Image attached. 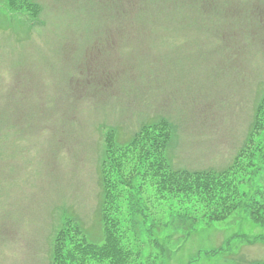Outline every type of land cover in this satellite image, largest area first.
<instances>
[{
  "label": "rangeland",
  "instance_id": "rangeland-1",
  "mask_svg": "<svg viewBox=\"0 0 264 264\" xmlns=\"http://www.w3.org/2000/svg\"><path fill=\"white\" fill-rule=\"evenodd\" d=\"M32 1L40 6L37 17L0 3V264H52L66 218L89 241L103 243L106 130L122 145L142 125L167 118L172 137L165 152L175 169H222L242 152L246 161L259 144L252 120L264 93V0H256L258 7L224 0L228 15L183 18L163 10L141 40L131 39L137 31L122 18L119 0ZM142 1L148 4H136ZM257 165L251 188L264 184L262 157ZM180 213L189 219L176 211L154 216L167 220L164 235L172 242L157 253L158 264L264 260V240H254L264 226L247 210L211 225ZM231 235L237 236L228 249L205 253Z\"/></svg>",
  "mask_w": 264,
  "mask_h": 264
},
{
  "label": "trees",
  "instance_id": "trees-1",
  "mask_svg": "<svg viewBox=\"0 0 264 264\" xmlns=\"http://www.w3.org/2000/svg\"><path fill=\"white\" fill-rule=\"evenodd\" d=\"M147 1L146 5L143 1L136 4L137 0H119L123 3L119 6V12L123 13L124 9L125 13L122 18L126 20L125 23L133 24L129 26L132 31H137L136 37L131 39H143L145 28L149 30V26L163 10L172 16L185 15L183 18L195 14L207 16L211 13L210 16L232 12L226 8L230 6L229 2L224 0L223 8L212 0ZM4 2L12 11L25 10L34 16L39 14L38 5L31 0ZM249 2L258 7L256 0ZM221 29L219 27L218 31ZM223 33L220 31V36H224ZM252 124V133L261 136L259 144L244 157L246 161L243 162L242 152L231 164L220 170L173 169L165 152L172 137L171 123L165 117L142 125L129 142L122 145L115 142L112 130L104 132L99 210L103 243L90 242L81 227L71 218H66L55 234L52 264H158L160 261H157V253L171 248L172 242L169 234L164 235L166 229L169 230L167 220L162 221L161 217L156 220L154 216L169 211H176L177 216L183 220L189 218L180 212L189 213L193 215L192 218L198 214L206 225H211L226 221L234 211L244 209L254 224L264 226V184L251 188V182H255L253 176L258 169L257 160L260 157L264 160V93L255 106ZM124 192H128L125 199L128 213L121 218L120 215L125 212L124 206L120 204ZM149 193L156 202L149 201ZM156 203L159 207L151 210L156 207ZM162 204L165 208L161 211ZM132 213L137 215L140 224L136 223ZM180 225L186 226L185 223ZM162 233L164 237L159 235ZM139 236L143 237L145 245H140ZM235 236H229L205 253L216 254L223 245L228 249ZM238 238L251 243L244 236ZM254 240H264V235H257ZM245 264H264V260H253Z\"/></svg>",
  "mask_w": 264,
  "mask_h": 264
}]
</instances>
